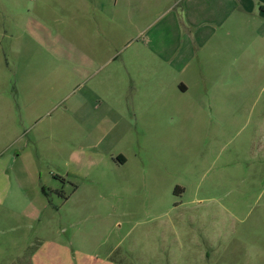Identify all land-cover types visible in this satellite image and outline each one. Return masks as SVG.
<instances>
[{"label":"rangeland","instance_id":"obj_1","mask_svg":"<svg viewBox=\"0 0 264 264\" xmlns=\"http://www.w3.org/2000/svg\"><path fill=\"white\" fill-rule=\"evenodd\" d=\"M184 14L0 0V264H264V17L212 25L182 74L146 45Z\"/></svg>","mask_w":264,"mask_h":264},{"label":"crops","instance_id":"obj_2","mask_svg":"<svg viewBox=\"0 0 264 264\" xmlns=\"http://www.w3.org/2000/svg\"><path fill=\"white\" fill-rule=\"evenodd\" d=\"M182 1L184 2L186 7V14H184L185 22L181 19L178 20L177 17L171 18L174 22V26L178 29H182L183 27H180V24L183 26L189 24L194 28L188 29L187 32L184 33V40H181L179 38L170 40L165 39L166 41L164 39L158 38L157 40V38L154 36L150 37L152 39L146 45L148 49H152L155 51L157 50L159 53H162V55L164 56L161 58L165 62L167 61L170 64L168 66L173 67L177 73L181 72L182 74L183 72H188V70L186 69L190 67V64L195 58H198V56L200 57L199 54L202 47L206 44L208 38H211L210 34L208 38H204L202 34L205 31L213 30L212 25H216L217 28L220 27L222 23L228 20L229 16H232L231 14L233 12L239 11V9L244 15L253 14L257 17H264V0H208L207 6H209L210 4H212V6L208 7L207 10L210 11L212 17L206 19L208 21L197 22L192 15V9L194 7V4L192 2L195 0ZM216 10L218 11V14H216ZM215 14L216 16H225L223 19L219 16L220 19H218V21H214ZM212 32L214 33V31ZM193 78H196L194 74ZM177 87L182 91L183 94L187 93L190 89L189 84L185 81H180ZM118 157L124 159V156L122 154L118 155ZM122 162L125 163L126 159L124 161H121V163Z\"/></svg>","mask_w":264,"mask_h":264},{"label":"trees","instance_id":"obj_3","mask_svg":"<svg viewBox=\"0 0 264 264\" xmlns=\"http://www.w3.org/2000/svg\"><path fill=\"white\" fill-rule=\"evenodd\" d=\"M121 159V161H124L125 159H122L121 157H119Z\"/></svg>","mask_w":264,"mask_h":264}]
</instances>
